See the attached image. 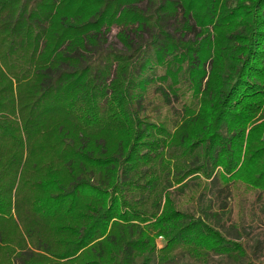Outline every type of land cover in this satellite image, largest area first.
Returning a JSON list of instances; mask_svg holds the SVG:
<instances>
[{
	"label": "trees",
	"instance_id": "trees-1",
	"mask_svg": "<svg viewBox=\"0 0 264 264\" xmlns=\"http://www.w3.org/2000/svg\"><path fill=\"white\" fill-rule=\"evenodd\" d=\"M241 189L264 227V0H0V264H264Z\"/></svg>",
	"mask_w": 264,
	"mask_h": 264
},
{
	"label": "rangeland",
	"instance_id": "rangeland-1",
	"mask_svg": "<svg viewBox=\"0 0 264 264\" xmlns=\"http://www.w3.org/2000/svg\"><path fill=\"white\" fill-rule=\"evenodd\" d=\"M116 33V31H113L112 33H110V35L108 36V42L109 44H112L114 45L115 48L119 49L121 48L120 44H118L115 39H114V34ZM193 37V34H188L187 35V39H192ZM166 72L163 70V69H159L157 71V75L158 76H162L164 75ZM165 89L166 88V85H163ZM178 91V93L180 94L181 92H184L185 90V86H180L176 89ZM186 98L184 100H182V102H189V94L186 93ZM150 97V96H149ZM154 102L157 103L159 102L158 98L155 97L154 99ZM174 104H172V109L175 110V111H179L181 110V102L178 103V102H173ZM166 108V107H164ZM163 114H166L165 110H163ZM174 112V111H173ZM170 117H173V113L172 111L168 112V118ZM247 193H245L243 191V189L239 190V192L235 195H233L232 198L228 199V202H229V207L232 208L233 210V215L231 217V223L233 222V224H239L241 222H239V216H240V213L243 209V211H245L244 209V206L242 207V204H243V199L244 197L246 196ZM239 195H241V197H238ZM182 201H184V198L181 199ZM247 214H244V216H246ZM243 216V215H241ZM244 218V217H243ZM251 219L249 217H245V220H243V222L241 223V225L243 226V231H244V234L243 235L244 237H251L253 239H257V238H260V234L262 232V230H264V227H262V225H260L259 221H257L256 219L251 223L250 221ZM230 237L232 238H235V234H231L229 235ZM250 238V239H251ZM245 239H242V241H244ZM157 247H159V249H161L163 247V244L164 242H162L161 240H158L157 239ZM181 262H188V260L185 258L183 260H181ZM216 263V260H213V262H211L210 264H215Z\"/></svg>",
	"mask_w": 264,
	"mask_h": 264
}]
</instances>
